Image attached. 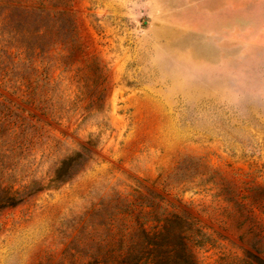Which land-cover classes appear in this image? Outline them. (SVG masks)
<instances>
[{
    "label": "rangeland",
    "instance_id": "374dc122",
    "mask_svg": "<svg viewBox=\"0 0 264 264\" xmlns=\"http://www.w3.org/2000/svg\"><path fill=\"white\" fill-rule=\"evenodd\" d=\"M0 79V264H264V0H0Z\"/></svg>",
    "mask_w": 264,
    "mask_h": 264
},
{
    "label": "trees",
    "instance_id": "16d2710c",
    "mask_svg": "<svg viewBox=\"0 0 264 264\" xmlns=\"http://www.w3.org/2000/svg\"><path fill=\"white\" fill-rule=\"evenodd\" d=\"M29 8L30 6H26ZM1 80V79H0ZM7 81H0L5 87ZM75 157L62 161L57 169L54 181H64L59 172L63 167L70 166ZM22 197L11 185L4 184L0 179V211L8 206L19 203ZM173 212L162 219L158 230L149 233L142 228V241L139 243L138 255H110L101 264H199L195 254V239L189 233L195 228L196 218L190 212Z\"/></svg>",
    "mask_w": 264,
    "mask_h": 264
}]
</instances>
